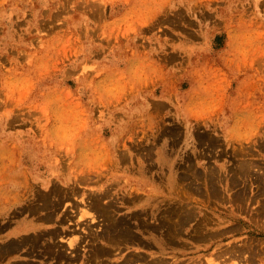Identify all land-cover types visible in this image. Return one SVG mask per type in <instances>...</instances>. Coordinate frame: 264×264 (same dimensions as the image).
Here are the masks:
<instances>
[{
	"label": "rangeland",
	"instance_id": "rangeland-1",
	"mask_svg": "<svg viewBox=\"0 0 264 264\" xmlns=\"http://www.w3.org/2000/svg\"><path fill=\"white\" fill-rule=\"evenodd\" d=\"M107 201L190 216L111 262L264 264V0H0V264H85Z\"/></svg>",
	"mask_w": 264,
	"mask_h": 264
},
{
	"label": "bare ground",
	"instance_id": "bare-ground-1",
	"mask_svg": "<svg viewBox=\"0 0 264 264\" xmlns=\"http://www.w3.org/2000/svg\"><path fill=\"white\" fill-rule=\"evenodd\" d=\"M53 184H55V183H53ZM53 186V185H52ZM75 187V186H74ZM58 189H60L59 187H58ZM51 191V190H50ZM60 191V190H59ZM59 191L57 190V188L55 189H53L52 190V192H56L58 195H59V198H61V195H60V193H59ZM41 194H43V193H41ZM49 194V193H48ZM39 196H40V193L38 194ZM38 195H36L37 197H38ZM49 195H51V193L49 194ZM48 195V196H49ZM36 197V198H37ZM46 197V196H45ZM68 197H70V196H68ZM98 198H99V196H97ZM96 197V198H97ZM104 197H105V195H104ZM42 198V197H41ZM48 198V197H47ZM96 198H94L93 197V200H92V202H91V204L93 205L92 207H94V205L96 206V207H98L97 206V204L98 203H100V202H98V198L96 199ZM62 199V198H61ZM64 199V198H63ZM65 199H66V197H65ZM64 199V200H65ZM36 200V199H35ZM50 200V199H49ZM60 200V199H59ZM67 200V199H66ZM127 200H129V199H127ZM38 201V200H37ZM99 201H100V198H99ZM42 202V201H41ZM59 202V201H58ZM127 201H125V203H126ZM51 203V202H50ZM126 204H129V203H126ZM28 205V204H27ZM27 205H25L26 207H27ZM35 205V204H34ZM53 205H56V202H54L53 201ZM99 205V204H98ZM100 205H101V203H100ZM36 206H39L37 203H36ZM43 207L45 206V205H42ZM113 206H114V202L113 201H107L105 204H104V206L102 205V207H101V210L100 211H102L103 213H104V216H105V218H107L108 217V219H109V223H108V225L106 224H104L105 226H104V228L102 229V231H100V232H98L97 234H95V233H93V232H91L90 231V235H91V237H89L88 236V234L86 235V236H88V238H90L91 240H92V246H91V248L89 249V251H90V255H88L89 256V260L87 259L86 261V263L85 264H87L88 263V261H90L91 260V258H92V260L93 259H97L98 258V256H102V257H104V261L102 260V263H101V260H100V262H97V260H96V262H95V264H124L123 262L122 263H118V262H111L110 261V259H109V257L110 256H112L113 254H114V252L116 251V247H118L119 245H123V244H128V243H139V244H142V245H144V246H147V247H152V246H156L157 248H158V250L159 251H167L168 249H171V250H175L178 246H181V243L180 242H178V239H179V237L181 236V226L183 225V224H185V223H187L188 222V220H190V216H188L187 214H182L183 212L182 211H178V210H176L177 208H179V207H177V206H172V208L170 209V207H169V209L170 210H165V211H161V209H158V210H156V211H154L152 214H151V212H149V214L150 215H153V218H155L156 220H158V222L157 223H154V225H149V224H146V223H144V222H142L141 220H139V218H138V213H136V212H133L131 215H130V217L127 219L126 217H116V216H114L113 215V211H114V209H113ZM34 207V206H33ZM55 207V206H54ZM95 207V209H98V208H96ZM40 207H38V209H39ZM42 208V207H41ZM47 208V207H46ZM100 208V207H99ZM55 209H56V207H55ZM168 209V208H167ZM99 210V209H98ZM184 211H186V210H184ZM32 212V211H31ZM53 212V211H52ZM188 212H190V211H188ZM51 213V212H50ZM102 213V214H103ZM143 213H145V211L143 212ZM176 213H178V216L177 217H179V218H175V222L174 221H170V219L173 217V216H175V214ZM45 214V213H44ZM47 214H49V213H47ZM191 214V213H190ZM50 216V215H49ZM43 217V216H42ZM48 217V216H47ZM51 217V216H50ZM49 217V218H50ZM45 218V217H44ZM45 219H47V218H45ZM51 219V218H50ZM52 220V219H51ZM131 220H133V221H131ZM173 220V219H172ZM77 221H79V220H77ZM134 221H135V224L139 227V228H141V229H143V234L145 233H147V232H149V233H151L152 232V230H156L157 232H159V235H158V237L161 239V241H159V242H157V243H152V242H150L149 240H147V239H145V238H143L141 235V233L140 234H137V233H135L134 232V230H133V224H134ZM108 222V221H107ZM77 223V222H76ZM202 223V222H201ZM88 225V224H87ZM198 225H200V224H198ZM197 227V226H196ZM83 229H85L86 228V226L84 227H82ZM54 229V228H53ZM183 229V228H182ZM195 229H197V228H195ZM101 230V229H100ZM159 230V231H158ZM48 231V230H47ZM89 231V230H88ZM40 232V231H39ZM59 230L57 231V230H51V231H49V232H46V235H48V237H49V235L51 234V236L52 235H59ZM76 233V232H75ZM42 234V233H41ZM43 234H45L44 232H43ZM61 234V233H60ZM198 234V233H197ZM197 234H195L196 236L195 237H199V235H197ZM54 235V236H55ZM26 236V235H25ZM60 236V235H59ZM77 236H78V234H77ZM84 235H82V237H83ZM85 236V237H86ZM203 236V235H202ZM201 236V237H202ZM192 237V236H191ZM197 237V238H198ZM201 237H199L200 239H201ZM204 237H206V235H204ZM38 238H39V235H37V234H33L32 236H31V234L30 235H28L27 237H26V244H28V246H27V250L29 251V253H32V251H33V247H32V244L34 243H36V241L38 240ZM43 239H48V238H45V237H42ZM80 237H78V239H79ZM87 238V237H86ZM53 239V238H52ZM70 239H71V237H70ZM82 239H84V237L82 238ZM97 239H104V244H103V242H102V240H101V242L102 243H100V242H97V243H95V241L97 240ZM86 241H87V239H85ZM44 242H45V244L43 245L44 247H45V249H42V251H43V253H42V256L43 257H46L47 259H54V262L52 263V264H72V261H75L76 260V256H74V258L73 257H71V255L70 256H68V255H65L61 250H54L55 248H53V247H49V246H51V242H49V240H43ZM80 242H81V240H79ZM24 242V243H25ZM38 242V241H37ZM6 243V242H5ZM13 243H15V241L13 242ZM12 242H10L9 241V243L5 246V248H6V250H8L10 247H12V246H16V245H14ZM20 243V242H19ZM77 243H79V242H77ZM1 244V243H0ZM33 244V245H34ZM68 244H70V247L72 246V240H69V242H68ZM75 244V243H74ZM81 244V243H80ZM2 245V244H1ZM41 245V244H40ZM53 245H54V243H53ZM55 245H56V243H55ZM54 245V246H55ZM89 245V244H88ZM77 246L78 245H76V249H77ZM38 247V246H37ZM75 248V247H74ZM4 249V248H3ZM35 249H36V247H35ZM78 249H79V247H78ZM52 250V251H51ZM74 250V249H73ZM115 250V251H114ZM9 251V250H8ZM18 251V250H17ZM36 251V250H35ZM72 251V250H71ZM75 251V250H74ZM73 251V252H74ZM234 251V250H233ZM2 252H4V251H2ZM76 252V251H75ZM80 252V251H79ZM232 252V251H231ZM37 253V252H36ZM233 253V252H232ZM235 253V252H234ZM7 255V254H6ZM38 255V254H37ZM93 255V256H92ZM1 256H2V254H0V258H1ZM40 256V255H39ZM78 256V255H77ZM88 256H87V258H88ZM79 257V256H78ZM97 257V258H96ZM39 258V257H38ZM101 258V257H100ZM4 259V258H3ZM129 259V258H128ZM132 259H133V257H132ZM131 260V259H130ZM29 261V260H28ZM95 261V260H94ZM163 259H161V258H159L158 260H154L153 262H148V263H146V264H163ZM91 262H93V261H91ZM126 262H127V260H126ZM32 264V263H31ZM33 264H35V263H33ZM51 264V263H50ZM88 264H94V263H88Z\"/></svg>",
	"mask_w": 264,
	"mask_h": 264
}]
</instances>
